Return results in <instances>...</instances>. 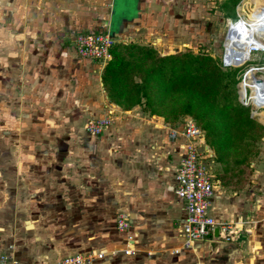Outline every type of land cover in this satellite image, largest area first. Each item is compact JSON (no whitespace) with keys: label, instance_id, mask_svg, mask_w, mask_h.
Masks as SVG:
<instances>
[{"label":"rangeland","instance_id":"obj_1","mask_svg":"<svg viewBox=\"0 0 264 264\" xmlns=\"http://www.w3.org/2000/svg\"><path fill=\"white\" fill-rule=\"evenodd\" d=\"M117 1L113 0V5ZM130 1L126 0L128 5ZM224 1L146 0L144 36L136 42L116 38L115 44L150 47L159 56H207L223 71L236 70V101L264 130V72L257 70L264 67V53L239 46L237 24L227 34L230 25L238 21L247 27L256 20L264 22V8L259 7H264V0H240L234 5L239 18L234 23L222 8ZM7 9L0 7V256L6 255L10 264H55L61 257L84 252L101 251L108 256L107 244L120 237L113 228L116 214L138 206L133 201L137 189L130 181L136 179L137 165L147 178H156L153 171L158 165L162 173H171L165 128L180 130L187 118L197 123L189 116H179L174 122L163 117L149 120L147 111L134 107L127 113H115L99 136L87 135L84 123L100 117L103 104L108 103L103 101L99 81L105 64L76 58L71 50L62 48V41L49 39L46 49L50 52L43 44L37 47L34 36L17 29L33 23L23 21L22 15L17 22L11 21ZM11 33H20V39L11 40ZM225 52L227 64L237 66L222 65ZM247 69L251 76H245L240 86L241 98L246 97L248 87L255 107L238 95ZM147 129L158 134L154 140L146 136ZM154 144L158 153L151 148ZM251 148L248 166L241 174L230 166L233 157L226 158L225 166L232 170L230 180L223 167L214 164V173L227 180L216 186L214 197H229V205L235 204L236 197L249 198L244 215H238L237 210L232 217L236 220L231 222L247 217L255 231L264 235V136L255 139ZM159 182L168 193L163 179ZM164 201L160 196V210L145 219L147 223L159 222L158 228L138 229L133 223L128 237L137 241L138 255L147 256L145 251L154 249L149 245L158 238L173 237L171 209L167 212ZM220 217L229 221L223 214ZM169 249L171 246L165 247L158 256L169 258ZM258 250L253 249L258 258L252 264H264V248ZM204 254L187 264H207ZM245 256L248 258L247 251ZM241 264L251 263L242 260Z\"/></svg>","mask_w":264,"mask_h":264},{"label":"crops","instance_id":"obj_2","mask_svg":"<svg viewBox=\"0 0 264 264\" xmlns=\"http://www.w3.org/2000/svg\"><path fill=\"white\" fill-rule=\"evenodd\" d=\"M133 2L137 6L135 12L136 15L132 16L133 18L131 21L129 20L123 24L122 32L119 34V37H116L118 38V40H122L123 38L125 39V41L130 40L129 42H136L145 34L142 29V25L146 22L143 19L145 16L144 6L146 4V0H131L128 7H131ZM112 5L113 0H0V7H8L7 17L11 19V21L17 22L19 18L18 15H22L23 17L21 18L23 21H31L33 23L30 27H17V29L24 30V34H27V36H34V39L37 41L34 43H37V47H40V44H43L42 48L44 47L45 51L50 52L49 49H46V46L50 44L49 39L56 40V43L62 41V48L66 47L71 50L76 58L78 57L75 54L73 46L74 36L77 33L81 32H98L105 29L109 32V21L112 11ZM20 36V33H11L8 37L11 38V40H18L20 39ZM26 42L29 43V39H27ZM101 68L102 67H100L99 69L98 76ZM102 95L103 101L107 102L104 92ZM102 111L103 112L100 117L105 116L108 112H111V119L114 118V114L117 112L127 113L122 112L118 107H115L112 104L108 103L103 104ZM149 120L157 121L160 120V118L151 116ZM165 129L167 130V128ZM145 134L151 140H154L158 135L154 131L152 132L151 129H147V132ZM168 145L170 147L169 156L171 159V165L169 170H171V173H162L163 169H161L158 165L154 168L153 171L155 172L154 176L157 179L153 177L147 178L143 177L144 173L139 168L140 164L137 165V171L134 172V176L136 177V179L130 181L135 184V189H137L136 194L133 195V201H136L138 203V206L136 207V205H133V210L129 209L130 207H128V212H118L125 213L127 215L130 227L127 231L119 233L115 230L113 225L114 232L120 237L117 236V240L111 241L107 244L108 249L106 251H108L109 254H107L108 256L104 255L105 257L103 256L102 260L99 261L98 264H177L181 261V258L185 259L183 264H187L188 262L193 261L194 256L198 258L202 257L199 256L201 253H205L204 262H206L207 264H241L242 260H244L245 262H250L251 264L254 260L255 262H257L256 258L258 257L253 254V249L256 250V248H259L258 251H260L262 250V248H264L263 232H257L258 229L255 231V227L252 226L254 224L252 219H249L247 217L243 221H241L242 218H239L238 222H231V220H236V218L232 217L236 216L235 213L237 212V210L240 213L238 215H244V212L242 211L247 208V202L245 200H248L249 198L245 199L236 197L235 204L233 203L231 205H229L227 202L229 197H221L219 200L217 199L218 201L215 200L216 197H213L211 201L210 214L212 215V217H214V219L216 220L224 221L221 220L222 217H220L223 214V218L229 220L226 222L235 225L237 234L233 243H220L217 246H210L211 242H200L193 245L192 248L182 249L180 247L179 238L177 237V231L179 220L183 216V211L180 201H178L174 197L172 191L173 172L176 162V153H172V150L174 151L177 148V145L171 142H168ZM151 148L153 149V151H157V153L159 152V147L156 144L152 145ZM164 170L168 169L164 168ZM162 179L163 183H165V185L167 186L168 193L164 191V187H162V184H160L159 182V180L161 181ZM160 196H163L165 198L164 206L167 212L171 209L172 219L170 223V229L173 237H171L170 235L169 238H158L156 242H153L149 245L154 246V249H151V251L148 252L145 251V254L148 253L147 256L140 254L138 255L137 252L139 250L137 249V241H135L134 239H130L128 236H130L131 228L132 230L134 228L133 223L137 225L138 229L158 228L159 222L155 221V223H147L145 219H150V216L156 214L160 210V202L157 203V199ZM231 207L234 208L233 212L230 209ZM168 215H170V213ZM156 218L158 219V216ZM127 238L129 240H127ZM169 246H171V249H169L171 256L169 258L158 256L160 252L165 251V247ZM127 249H131L132 253L124 254V250L126 251ZM246 251L248 253V258H246L245 256ZM110 252L113 255H116L114 257L109 256L111 255ZM88 253L92 252H84L79 254ZM62 258L63 257L59 258L57 262H59Z\"/></svg>","mask_w":264,"mask_h":264},{"label":"trees","instance_id":"obj_3","mask_svg":"<svg viewBox=\"0 0 264 264\" xmlns=\"http://www.w3.org/2000/svg\"><path fill=\"white\" fill-rule=\"evenodd\" d=\"M239 1L225 0L222 4L233 23L238 21L234 5ZM109 53L110 59L99 77L109 104L123 112L139 107L168 122L179 116L192 117L203 133L214 164L223 167L228 180L232 177L230 166L239 174L247 168L252 142L264 136V130L236 101V70L223 71L207 56H159L150 47L136 44L114 43ZM249 76L247 69L246 77ZM230 156L234 161L227 168L226 158ZM215 179L219 186L227 182L221 173L215 174Z\"/></svg>","mask_w":264,"mask_h":264},{"label":"built area","instance_id":"obj_4","mask_svg":"<svg viewBox=\"0 0 264 264\" xmlns=\"http://www.w3.org/2000/svg\"><path fill=\"white\" fill-rule=\"evenodd\" d=\"M114 43L115 40L110 37L106 29L98 32L77 33L73 38L77 57L102 64L110 59L109 51ZM222 65L228 67L223 59ZM245 73L246 71L241 76L239 85L244 82ZM245 94L246 97L243 96L240 99L248 101L255 107L249 100L250 89L248 87L245 89ZM111 115L112 113L108 112L105 116L86 121L83 125L84 132L93 137L99 136L111 124ZM167 130L168 140L177 145L173 151L176 153V162L172 191L174 197L180 201L183 211L177 231L180 247L182 249L191 248L200 242L233 243L237 234L235 225L216 220L210 214V205L218 182L213 169V155L204 144L203 134L190 118L183 122L180 130L171 128ZM129 227L127 215L118 213L114 220L115 230L122 233ZM215 229L217 236L214 238ZM131 253V249L124 250V254ZM102 258V252L76 253L63 257L56 264H98ZM0 264H10L6 255L0 256Z\"/></svg>","mask_w":264,"mask_h":264},{"label":"bare ground","instance_id":"obj_5","mask_svg":"<svg viewBox=\"0 0 264 264\" xmlns=\"http://www.w3.org/2000/svg\"><path fill=\"white\" fill-rule=\"evenodd\" d=\"M239 22H242V21H238V23L236 22L235 24L230 25V27L227 31V34L229 33V31L231 29H233V27L235 28V25L237 24L236 30H237V28H238V30L236 32H237V36L239 35V41L237 39V42H239V46L242 48H246L247 50H249L248 47H250V49L254 50L253 52H261V53L264 52V22L262 20H256L254 22L251 21L252 23H251V25H249L250 27H247L244 24L239 23ZM224 56H225L224 62L226 64V66H233L234 64H227L226 52H225ZM234 59H236V61L239 60V58H237V57H234ZM247 60H245L244 62H246ZM244 62L241 64H244ZM241 64H239V65H241ZM234 66H237V65H234ZM257 70L264 72V67L259 68ZM245 76H246V73H245ZM245 76H244V79H245ZM241 84L239 85V96H240V98L242 96V91L240 89ZM243 91H244V88H243Z\"/></svg>","mask_w":264,"mask_h":264},{"label":"water","instance_id":"obj_6","mask_svg":"<svg viewBox=\"0 0 264 264\" xmlns=\"http://www.w3.org/2000/svg\"><path fill=\"white\" fill-rule=\"evenodd\" d=\"M136 8L137 6L134 2L131 7H128L126 0H118L114 5H112V11L109 21V35L112 39H115L122 32L123 24L129 20L131 21L133 18L132 16L136 15ZM216 236L217 230L215 229L213 232V237L215 238ZM218 244L220 243L211 242L210 246H217Z\"/></svg>","mask_w":264,"mask_h":264}]
</instances>
